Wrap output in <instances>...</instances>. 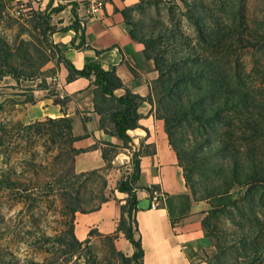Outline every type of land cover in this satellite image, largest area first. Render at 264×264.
Wrapping results in <instances>:
<instances>
[{
	"label": "rangeland",
	"instance_id": "rangeland-1",
	"mask_svg": "<svg viewBox=\"0 0 264 264\" xmlns=\"http://www.w3.org/2000/svg\"><path fill=\"white\" fill-rule=\"evenodd\" d=\"M117 2L129 15L137 38L158 36L169 52L186 47L187 41L195 43L196 30L189 16L197 4L210 3L212 13L226 17L219 10L222 0ZM68 4L63 0H0V36L13 47L25 43L32 61L22 69L33 75L18 81L10 76L0 78V264H125L111 252L110 242L103 236L89 238L80 246L44 241L41 237V233L54 236L62 232L74 204L88 210L98 206L103 197L113 198L119 192V180L135 175L132 161L137 158V153L129 149V162L112 165L110 160L122 149L108 146L104 153L110 160L105 167L72 175L70 160L64 153L66 145L38 124L54 118L48 116L47 106L67 102L57 88L63 62L52 33L73 22ZM226 5L228 12L231 7L241 12V20L236 22L247 24L254 35L252 45L239 53L241 76L248 84L264 89V0H228ZM164 33L171 37L160 38ZM220 129L224 130L216 127L215 131L198 135L207 140L203 146L207 145L210 153H202L197 159L193 199L205 202L207 210H215L209 219L210 229L225 249L217 264H264V241L258 238V234L264 238V188L256 191L249 184L233 185L227 199H214L224 188L220 174L228 162L225 151L215 141ZM180 135L185 143L194 138L192 129L186 126L180 129ZM255 144L237 131L230 134L228 155ZM135 184L139 185L138 181ZM209 238L214 245V239ZM66 241L70 242L68 236Z\"/></svg>",
	"mask_w": 264,
	"mask_h": 264
},
{
	"label": "trees",
	"instance_id": "trees-1",
	"mask_svg": "<svg viewBox=\"0 0 264 264\" xmlns=\"http://www.w3.org/2000/svg\"><path fill=\"white\" fill-rule=\"evenodd\" d=\"M222 1L219 10L226 14L225 18L212 13L210 3L197 4L189 16L196 30L195 43L191 44V40L184 41L186 47L174 52H169L158 36L157 38H137L131 28V38L143 44L144 56L153 62L158 74L148 96H140L128 89L123 95L115 96L114 90L124 85L117 76L114 66L104 69L99 63L89 62L78 69L62 56L63 65L68 72L66 81L70 82L78 77L91 80L93 108L100 116V126L104 127L106 122L110 123L112 130L105 131L120 140L123 146L126 147L131 141L127 130L141 127L138 123V106L144 101L155 104L156 117L164 122L168 142L175 152L185 184L192 197L193 191H196L193 175L197 169V159L202 153H210L209 147L203 146L207 140H203L205 138L198 135L206 130L215 131L216 127L224 129L218 131L219 136L215 141L218 143L217 146L225 151L228 162L222 166L220 174L224 188L215 194L214 199L220 197L227 199V192L233 185L249 184L255 187L256 191L264 188V92H262L264 89L245 82L239 70L240 50L252 45L250 39L254 38V35L247 24L242 26L240 22H236L237 19L241 20V12L232 11V7L228 12L226 10L228 0ZM70 4L74 20L63 30L73 28L78 31L80 24L74 9L76 3L70 1ZM121 14L125 22L131 25L126 10H121ZM82 36L81 33V38ZM166 37L171 36L165 33L160 35V38ZM185 39L189 40L187 37ZM59 53L62 55L60 49ZM31 59L32 56L24 42L13 47L0 36V78L10 76L18 81L32 77V74L22 69L30 64ZM55 103H58L61 111H64V101ZM38 124L42 126L45 133L55 136V139L61 140V143L66 145L64 153L70 160L69 172L72 175H84L85 172L76 174L74 171V156L80 150L73 147L76 137L72 133L70 120L65 117L47 118ZM183 126L192 129L194 134V138L192 141L188 140V143H185L186 141L180 135V129ZM237 131L242 137L256 144L236 155H228L230 134L234 135ZM146 151L154 152L148 147ZM103 158L107 159L104 151ZM132 163L135 175L129 180H119L116 186L119 192L127 195L125 203L120 206L116 231L104 237L110 242L111 252L123 263L142 264L143 250L139 238L134 236L133 212L138 209L136 205L139 200L136 197V191L143 189V186L135 184L139 177L138 159L135 157ZM252 187L247 190V194ZM261 196L262 193L259 197ZM253 199L254 202L259 203L256 198ZM106 200L107 198L103 197L100 204ZM100 204L88 210L81 209L77 203L74 204L69 208L70 219L66 223V228L54 236L41 233V237L44 241H53L58 244L82 245L88 240L80 241L75 237L74 214L77 211L96 210ZM214 211V208L207 210L202 226L205 234L214 239L216 253L212 256L211 262L217 264L225 254V249L210 229L209 219ZM257 219L260 220L259 217ZM90 233L94 231L91 230ZM118 233H122L132 245L133 253L130 256H126L114 247L113 240ZM66 236L71 243L66 241ZM258 238L263 243V235L258 234Z\"/></svg>",
	"mask_w": 264,
	"mask_h": 264
},
{
	"label": "crops",
	"instance_id": "crops-1",
	"mask_svg": "<svg viewBox=\"0 0 264 264\" xmlns=\"http://www.w3.org/2000/svg\"><path fill=\"white\" fill-rule=\"evenodd\" d=\"M63 1L69 3L68 7H72L70 1L76 3L74 9L80 27L78 31L70 28L52 33L53 42L60 48L62 56L78 69L89 62L99 63L104 69L114 66L124 85L114 90L115 96L123 95L126 89L143 97L148 96L158 74L153 62L144 56L143 44L131 38V26L124 20L119 2L103 0V6L91 13V0ZM67 74L63 65L57 88L60 95L66 97L64 111L53 104L46 109L48 116L70 120L76 137L73 147L80 150L74 156V170L80 173L105 167L110 159L103 158V151L108 146L122 149L110 160L112 165L127 163L131 149L137 153V181L143 186L136 191L137 199L147 197L154 190L163 195L156 210L138 208L133 212L134 236L139 238L143 250L142 264H212L215 247L202 226L207 204L195 201L191 196L175 152L168 142L164 122L156 117L155 104L144 101L138 106L141 127L127 130L131 141L125 147L106 132L112 130L110 123L100 126V116L93 108L91 80L78 77L67 82ZM147 147L154 152H147ZM126 197L125 193L115 192L113 198L101 203L96 210L75 212V237L84 241L114 234L120 206L125 203ZM91 230L94 233H90ZM114 245L126 256L133 253L132 245L122 233H118Z\"/></svg>",
	"mask_w": 264,
	"mask_h": 264
},
{
	"label": "built area",
	"instance_id": "built-area-1",
	"mask_svg": "<svg viewBox=\"0 0 264 264\" xmlns=\"http://www.w3.org/2000/svg\"><path fill=\"white\" fill-rule=\"evenodd\" d=\"M103 6V0H91L90 11L91 13L97 12ZM147 197H149V208L150 210H156L159 207L160 199H163V195L156 190L150 192Z\"/></svg>",
	"mask_w": 264,
	"mask_h": 264
},
{
	"label": "water",
	"instance_id": "water-1",
	"mask_svg": "<svg viewBox=\"0 0 264 264\" xmlns=\"http://www.w3.org/2000/svg\"><path fill=\"white\" fill-rule=\"evenodd\" d=\"M149 197H145L137 202V208L139 209H148L149 208Z\"/></svg>",
	"mask_w": 264,
	"mask_h": 264
}]
</instances>
